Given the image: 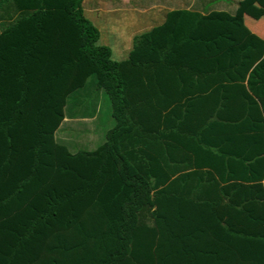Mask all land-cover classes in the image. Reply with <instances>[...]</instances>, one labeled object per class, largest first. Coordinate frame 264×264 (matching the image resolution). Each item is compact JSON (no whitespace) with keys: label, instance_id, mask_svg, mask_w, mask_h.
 <instances>
[{"label":"trees","instance_id":"16d2710c","mask_svg":"<svg viewBox=\"0 0 264 264\" xmlns=\"http://www.w3.org/2000/svg\"><path fill=\"white\" fill-rule=\"evenodd\" d=\"M86 2L0 0V264H264L258 0L170 12L123 61Z\"/></svg>","mask_w":264,"mask_h":264},{"label":"crops","instance_id":"0c3cea01","mask_svg":"<svg viewBox=\"0 0 264 264\" xmlns=\"http://www.w3.org/2000/svg\"><path fill=\"white\" fill-rule=\"evenodd\" d=\"M194 7L197 5H187L185 0H87L84 13L100 32L99 45L111 48L113 59L123 61L131 52L137 36L163 24L170 12ZM263 9L264 0H258L245 12L244 20L253 33L264 39L263 21L256 18ZM121 19L127 24L118 29L116 23H122ZM118 49L123 50L122 57H115Z\"/></svg>","mask_w":264,"mask_h":264},{"label":"rangeland","instance_id":"374dc122","mask_svg":"<svg viewBox=\"0 0 264 264\" xmlns=\"http://www.w3.org/2000/svg\"><path fill=\"white\" fill-rule=\"evenodd\" d=\"M185 1L187 5H190L191 3H193L194 5L196 4L199 5L197 2L198 0H185ZM226 1H232V3L234 4L233 6H231V4L229 5L227 4L226 10L234 11V9L237 7L236 3L238 2V0H226ZM123 20L124 19H121L122 23H116L118 29L125 27V24H127V21L126 20L123 21ZM130 43L131 41H129V44ZM117 44L120 45L119 43ZM122 54H123V50L118 49L117 56L115 57H122ZM115 59L119 60V58H115ZM101 111H102L101 115L97 122L83 123L81 121V122L75 123L74 128L66 130L65 135L63 132H61L63 133V136L61 138L64 141L66 142L73 141L74 146L71 148L72 152H77L78 150H80L79 149L80 146L75 145V143H77L79 140H81L79 144L81 145L82 149H87V150L96 149L98 145H100L101 142L104 140L105 132L108 129H111L114 125V120L111 117L108 101L102 105ZM83 140H92V141L91 142L86 141L88 142L86 143V142H83Z\"/></svg>","mask_w":264,"mask_h":264}]
</instances>
